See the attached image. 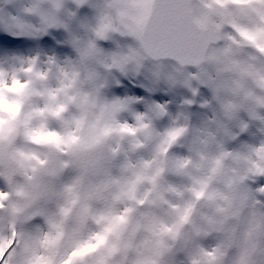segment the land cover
Returning a JSON list of instances; mask_svg holds the SVG:
<instances>
[{
	"label": "clouds",
	"instance_id": "9594fccd",
	"mask_svg": "<svg viewBox=\"0 0 264 264\" xmlns=\"http://www.w3.org/2000/svg\"><path fill=\"white\" fill-rule=\"evenodd\" d=\"M110 4L93 0L91 35L64 63L37 58L0 71V229L35 233L39 220L49 235L39 251L53 261L73 240L111 227L98 253L106 264H193L207 259L203 250L218 254L219 264H239L233 238H242L249 264H264L256 227L264 221V53L219 38L199 64L141 58L120 71L89 47L101 17L115 14ZM64 6L34 0L32 8L59 25ZM212 11L204 28L196 26L205 34L215 24L221 37L236 35L232 22L264 27V0H226ZM147 65L154 83L163 76L170 89L191 92L175 112L168 102L146 101L140 111L109 95L113 70ZM200 85L211 96L194 119ZM200 182L205 196L197 200ZM35 212L42 215L25 219Z\"/></svg>",
	"mask_w": 264,
	"mask_h": 264
},
{
	"label": "snow or ice",
	"instance_id": "6c2138e0",
	"mask_svg": "<svg viewBox=\"0 0 264 264\" xmlns=\"http://www.w3.org/2000/svg\"><path fill=\"white\" fill-rule=\"evenodd\" d=\"M225 2L226 0H111L110 7H114L115 14L112 17H101L99 24L93 29L94 36L89 39V47L104 54L107 66L118 68L120 71L125 70L129 61L138 62L141 58H171L185 64H199L204 59L201 52L219 38L232 41L237 50L252 48L264 53V42H261L264 27L252 29L232 22L230 27L236 35L227 33L223 37L219 34L220 24H215V30L206 34L197 29V25L204 28L209 16L216 14L212 11L213 3L221 5ZM231 2L241 3L243 0ZM27 11L33 12L34 9ZM111 33L130 36L138 41L139 47L128 46L105 54L96 47V41L108 38ZM222 51L228 54L233 49L229 47ZM37 58H31L28 62L34 64ZM49 61L54 62L51 58ZM241 71L244 72L245 69L241 68ZM200 183V188L192 189L197 200L205 196L206 184ZM40 215L42 213L35 212L25 219ZM120 219H123V216ZM256 227L264 235V221L259 222ZM111 230V227H106L101 232L91 233L87 238L73 240L61 253L59 261H53L39 251L41 240L49 239V235L44 233L39 225L36 226L35 233L15 227L10 230L0 229V264H106L98 253L101 245L105 243L104 233ZM231 243L234 247L241 248L239 264H249L245 259L242 238H233ZM259 243L264 245V241ZM261 251L264 252V246ZM203 252L207 259L201 261L194 258L193 264H219L218 254L209 250Z\"/></svg>",
	"mask_w": 264,
	"mask_h": 264
},
{
	"label": "bare ground",
	"instance_id": "6f19581e",
	"mask_svg": "<svg viewBox=\"0 0 264 264\" xmlns=\"http://www.w3.org/2000/svg\"><path fill=\"white\" fill-rule=\"evenodd\" d=\"M65 11H66V9H65ZM87 13H88V10L84 14V16L82 17V20H80V21L74 20L70 24L66 22V16L64 14H62L61 17H60L61 23H60L59 27L60 28L64 27L63 28L64 30H63V36L62 37L67 38V40L65 42H63L65 44H67V48H68L66 54L63 55L65 61L69 57L74 56L76 54V50H75V47H74L75 43H72V42H75V40L77 39L76 30H79V29L81 30L82 29L81 27H83L85 25V21H84L85 18L84 17L86 16ZM35 14H37V13H35ZM4 17H5V13L3 14L2 12H0V34L10 33V35L18 36L19 34H16L14 32L13 27L5 21ZM24 19H26V16H24ZM23 22H25V21L23 20ZM27 27H29V26H27ZM59 27L57 29H59ZM27 30H28V33L30 35H34V34L40 33L42 31L41 21L36 26L29 27V29H27ZM56 35L58 36L60 34L56 33ZM51 46H53V44H51ZM49 47L50 46H47L42 51L38 52V51L35 50V46L34 47L26 46L24 49H19L13 54H10L8 52V49H6V48H0V69H7V70L11 71V70L15 69L17 66L28 62L31 58H37V57L39 58L40 64H45V63H47L49 61V58H48V55H47V50L49 49ZM124 47H125V45H124ZM20 52H22V53H20ZM53 61L58 63V64H61L60 59L54 58ZM206 88H207V86H206ZM152 89H157V88L153 86ZM157 91H160L159 88H158ZM179 91L176 90L175 92L171 93V95H169L167 92H165L167 95H165L163 99L168 102L167 103V107L171 105V110L170 111H172V112H175L177 104L181 101V99L179 97V94H180V96H184L185 99L191 97V92L190 91L188 92V89L186 90V89L180 88ZM162 92H164V91H162ZM112 96L116 97V98H121V99H123V97H125L124 95H120V96L112 95ZM203 96H204V94H203ZM136 99H140V98L136 97ZM202 100L203 99L200 100V103H201ZM150 102H152V101H150ZM134 103L138 104V106H139V108L137 110H140V111L144 110V106H145V102L144 101L136 100ZM199 110H200V107L198 108L197 111H199ZM198 114H199L198 112L195 113V114L193 113V118L195 119ZM245 119H247V117ZM37 225H39V224H37ZM37 225H35V226H37Z\"/></svg>",
	"mask_w": 264,
	"mask_h": 264
},
{
	"label": "rangeland",
	"instance_id": "374dc122",
	"mask_svg": "<svg viewBox=\"0 0 264 264\" xmlns=\"http://www.w3.org/2000/svg\"><path fill=\"white\" fill-rule=\"evenodd\" d=\"M11 1V2H10ZM64 1H67V2H70V4H72L73 6H69L68 7V5H66L65 6V8L64 7H62L61 8V10H60V13L62 12V13H64L65 15H66V21L67 22H69V23H71L72 22V20H74V17L72 16V12L73 11H75V8H74V0H64ZM90 1H92V0H89V2ZM73 2V3H72ZM4 3H12V4H15V9L13 10V13L10 15L9 14V16H7V20H9V22L10 23H12V25H13V28L16 30V31H21V32H25L26 30H25V28H26V26L24 25H20L19 24V22H21L20 21V19H22L23 18V14L25 13V14H27L26 15V17H27V19H29L30 21L33 19L32 18V16H34L33 15V12H30V11H27V9H30V8H32V5H33V3H34V0H0V7H2V6H4L5 4ZM68 4V3H67ZM17 5V6H16ZM65 5V4H64ZM73 8V9H72ZM65 9H66V11H65ZM68 9V10H67ZM13 15V16H12ZM15 16V17H14ZM40 16H42V21H43V25H42V27H44L47 23H49V22H51V20H50V18H49V15H48V13L46 12V10L45 11H42L40 14H39V17ZM45 16V17H44ZM89 19V20H88ZM33 22H34V24H37V23H39V18L38 19H35V20H32ZM85 21H86V26H87V28H88V24H89V27H90V31L87 33V34H85V35H82V34H78L79 35V37H78V39H82V38H84L85 36H90L91 35V29H92V27L95 25V21H96V16H95V11H94V8L92 7V5H91V7H90V12L87 14V17L85 18ZM18 25V26H17ZM16 27V28H15ZM77 33V32H76ZM113 34H118V36H117V39H116V45H115V47H113V49L111 50V52H104L105 54H111V53H113V52H116V51H119V50H121V49H124L125 47H128V46H130V45H133L134 44V41L133 40H130V42L131 43H129V44H127V45H125V43L123 42V39H122V42L124 43V45H125V47H124V45H122V43H121V41H120V37L121 38H123V36L122 35H120L119 33H111V34H109V36L110 37H112L113 36ZM118 44V45H117ZM120 44V45H119ZM148 68H149V70H148V73H146V82L148 83V84H150V85H152V86H154L155 84H154V82H152L153 80H154V76H153V73H152V71H151V65H149L148 66ZM118 73L119 72H117L116 73V71L114 72V77H116V79H118ZM125 74H127V75H133V73H135V72H133V71H131L130 69H128V70H126L125 72H124ZM163 77V76H162ZM164 78V77H163ZM196 84V82L194 81L193 82V85H195ZM164 89L165 90H170V88H169V85L167 84V86L165 85L164 86ZM210 90V89H209ZM211 93H209L208 95H206L205 96V99H210V95ZM156 103H159V104H164L165 102L161 99V100H159V101H156Z\"/></svg>",
	"mask_w": 264,
	"mask_h": 264
}]
</instances>
